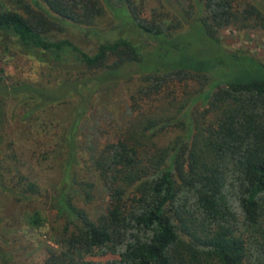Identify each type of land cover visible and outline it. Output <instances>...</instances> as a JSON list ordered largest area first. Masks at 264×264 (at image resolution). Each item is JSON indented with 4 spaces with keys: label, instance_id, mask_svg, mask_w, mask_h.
I'll use <instances>...</instances> for the list:
<instances>
[{
    "label": "trees",
    "instance_id": "trees-1",
    "mask_svg": "<svg viewBox=\"0 0 264 264\" xmlns=\"http://www.w3.org/2000/svg\"><path fill=\"white\" fill-rule=\"evenodd\" d=\"M165 1L146 17L135 0H0V53L58 72L0 68V264H23L9 231L52 211L41 264H264V64L203 97L201 55L180 47L184 61L163 66L151 52L190 26L222 48L220 31L264 29L262 2ZM105 19L119 35L92 53L57 35ZM132 66L126 125L111 111L91 124L98 93Z\"/></svg>",
    "mask_w": 264,
    "mask_h": 264
},
{
    "label": "rangeland",
    "instance_id": "rangeland-1",
    "mask_svg": "<svg viewBox=\"0 0 264 264\" xmlns=\"http://www.w3.org/2000/svg\"><path fill=\"white\" fill-rule=\"evenodd\" d=\"M135 1L142 4V16H150L153 11L170 12L169 1L168 3L165 0ZM179 1L183 5L186 4L185 0ZM259 1L262 2L264 8V0ZM172 2L173 0H171V3ZM108 16H110L109 13ZM110 25H115V23L112 22ZM110 25L109 20L107 21L105 19L99 26L94 28L95 33L93 34L87 32L85 28L64 23L65 30H63L62 33H57V35L59 38H66L72 41L82 50L92 53L100 42L105 39H113L119 35V31H113L112 28L109 27ZM219 36L222 46L228 51L241 50L247 53H242L240 51L238 54L226 53L223 47L221 48L219 45L207 39L202 30L197 26H190L184 33H180V35L170 39L167 45L160 46V49L156 47L151 52L155 54V56H161V64L163 66L169 63L184 61V59L181 58V53L184 52L180 50V47H186V54L188 56L190 55L189 57L194 54L195 57L201 55L204 61L209 62V75L212 78L204 92V97L208 92L214 91V88L219 84L217 81L246 80V75L253 74L252 71L259 69L255 60L264 64V29L237 30L236 28L230 27L220 31ZM136 42L146 44V48L143 50L144 52L151 48L150 42L144 37H137ZM152 57L153 55L150 54L144 61L146 62L143 65L145 70L149 71L154 68L155 65L151 60ZM155 59L156 57H154L153 61H155ZM1 67L5 69V74L14 80L35 81L38 78L46 80L50 77L49 73H51V77L58 74V72H50L46 67H42L40 64L30 59L14 56L10 57L4 53H0V68ZM245 71L247 72L245 73ZM138 72L139 69L137 66L126 68L121 72V80H119L117 87L98 93L91 124L101 115H107L110 113L109 111H111L117 120L121 117V127L126 125L129 119L125 110L126 103H130L128 97L129 91L133 90L137 85L136 74H138ZM125 74L134 76L133 80L128 81L129 77L125 78ZM38 170L39 169L36 168V172H38L42 178L47 174ZM98 204H100V202ZM98 206L96 205L95 207ZM15 209L16 207L13 208L12 215L15 213ZM54 213V211L45 212L44 223L39 228L30 229L25 224L19 223V226L9 231L19 238L21 248L18 250L16 256L19 260L23 259V264H41L46 257V246H54L52 241L49 240V235L51 234L50 227L54 219ZM4 251L8 252V248L4 249ZM109 258L111 257L100 258V260Z\"/></svg>",
    "mask_w": 264,
    "mask_h": 264
}]
</instances>
